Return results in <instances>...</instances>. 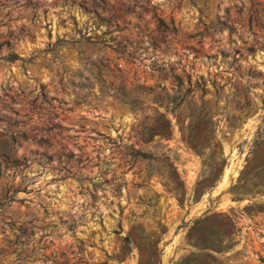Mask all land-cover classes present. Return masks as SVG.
Listing matches in <instances>:
<instances>
[{
	"label": "rangeland",
	"instance_id": "1",
	"mask_svg": "<svg viewBox=\"0 0 264 264\" xmlns=\"http://www.w3.org/2000/svg\"><path fill=\"white\" fill-rule=\"evenodd\" d=\"M0 264H264V0H0Z\"/></svg>",
	"mask_w": 264,
	"mask_h": 264
},
{
	"label": "trees",
	"instance_id": "2",
	"mask_svg": "<svg viewBox=\"0 0 264 264\" xmlns=\"http://www.w3.org/2000/svg\"><path fill=\"white\" fill-rule=\"evenodd\" d=\"M107 24H109V22H107ZM13 55V54H12ZM119 69V68H118ZM120 70V69H119ZM119 89H121V93L123 95V97H125V103H127L129 105V107L133 110V111H137V103L139 102V97H133L130 98V95L132 92H136L139 89H144V90H148V91H152V87L149 86H143L140 83L135 84L132 88H130L128 91L123 90L125 85H119ZM166 111H168V108H166ZM157 112V110L155 111L156 114H158V119H156L154 121V123L148 127V132L152 133V134H159L161 136H168L169 135V129L171 128V121L169 118L166 117V113L167 112ZM177 118L178 123L180 124L181 127V131L183 133V141L185 142V144L192 148L195 152H200L201 150V145L200 142L196 141L193 136H192V125L190 124V122L186 125H184L181 121V119L179 118L178 114L175 115ZM158 120H161V124H159L160 122Z\"/></svg>",
	"mask_w": 264,
	"mask_h": 264
}]
</instances>
